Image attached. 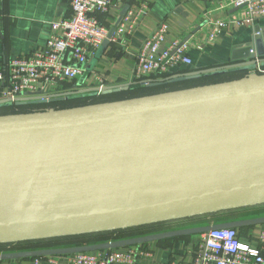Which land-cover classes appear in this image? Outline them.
Instances as JSON below:
<instances>
[{
  "label": "crops",
  "instance_id": "0c3cea01",
  "mask_svg": "<svg viewBox=\"0 0 264 264\" xmlns=\"http://www.w3.org/2000/svg\"><path fill=\"white\" fill-rule=\"evenodd\" d=\"M218 1L221 0H115L110 11L98 15L110 30L116 25L124 7L128 6L110 44L94 62L91 58L87 69L89 66L92 69L77 80L70 81L64 91L136 81L137 53L163 22L168 29L161 50L193 34L188 50L192 64L175 67L169 73L239 63L250 60L253 54L258 59L264 58V17L258 18L252 25H224L213 42L205 41L207 37L197 29L224 16L216 9ZM144 8L146 12L142 13ZM70 14V0H0V69L10 59L44 47L52 24ZM259 67L258 64L252 72L260 73ZM252 72L249 70L245 76L252 75ZM160 74L155 72L148 79L162 78ZM75 81L76 88L71 86ZM136 116L142 120L145 141L142 152L144 147L149 146L150 152H144L142 157L132 155L126 160V154L119 147L132 145L131 138H127V132H124L125 125ZM121 131L123 135L119 140L117 133ZM154 133H157V139L164 134L163 144L154 143V138L149 140ZM101 136L106 142L101 141ZM86 143L87 148H78V145L85 146ZM81 152H85V157L81 162L73 163ZM35 160L40 165L35 173L31 199L43 200L51 193L56 195L52 204L38 215L13 207L25 188ZM143 161L145 164L141 168L139 182L134 183L141 189H134L133 178L128 176L132 174L133 165ZM126 164L131 166L129 170H124ZM118 168L122 170L120 180ZM257 176L264 178V92L116 115L76 126L5 130L0 131V224L123 210L264 183V180L256 181ZM48 177L53 179L52 184L47 182ZM163 180L165 182H160ZM142 182L145 185H140ZM127 187H130L131 197ZM153 195H158L159 199ZM262 216L264 210L256 216L242 219ZM227 221L234 220L216 222L211 217H205L189 226L154 232L119 233L107 239L97 237L96 242L80 245ZM238 230L241 241L258 247V236L264 231V224ZM202 241L203 234H191L134 246L145 252L139 257L138 264H189ZM62 247L71 246L68 243H40L31 249ZM10 249L4 251L12 252ZM32 262L33 258L0 260V264ZM40 264L73 263L65 254L43 256Z\"/></svg>",
  "mask_w": 264,
  "mask_h": 264
},
{
  "label": "water",
  "instance_id": "95a60500",
  "mask_svg": "<svg viewBox=\"0 0 264 264\" xmlns=\"http://www.w3.org/2000/svg\"><path fill=\"white\" fill-rule=\"evenodd\" d=\"M127 8L128 6H125L122 10L119 20L116 25L110 29L108 37L97 49L92 62H94L95 59L99 57L110 44L116 26L125 15ZM258 64L260 67H264V58L258 59L256 55L253 54L251 55L250 60L176 73L165 78L149 79L145 82V84L147 86L154 87L167 83H176L223 74L229 71L242 69L253 70L258 67ZM91 69L92 66H89L88 71ZM140 82L143 83L144 81ZM140 82L131 81L116 85L81 87L75 90L58 93L31 94L18 97L16 99H0V108L11 107L13 105L26 106L54 103L83 95H110L127 91L133 85L139 84ZM259 92H264V73H255L253 75L229 81L180 88L155 94L123 98L70 108L4 114L0 115V131L76 126L84 123L101 121L116 115L135 114L154 109L172 108ZM39 165L40 162L38 160L33 162L25 188L13 204V207L16 210L23 211L24 209H27L34 215H38L40 211L49 207L55 200L56 195L54 193L49 194L43 200L31 199L30 192L33 189L35 183V173ZM46 180L48 183H53V179L50 177ZM259 205H264V183L172 199L123 210L73 215L62 218L35 220L22 223L0 224V244H16L29 241L115 232L156 223L215 214L224 211L245 209ZM258 224H264V216L210 223L204 226L170 230L162 233L108 241L104 243L5 252L0 253V260L117 249L165 238L191 234H203L216 228L239 229Z\"/></svg>",
  "mask_w": 264,
  "mask_h": 264
},
{
  "label": "built area",
  "instance_id": "2783aa9c",
  "mask_svg": "<svg viewBox=\"0 0 264 264\" xmlns=\"http://www.w3.org/2000/svg\"><path fill=\"white\" fill-rule=\"evenodd\" d=\"M114 3L115 0H70L71 14L52 24L44 47L10 59L0 69V99L63 92L65 83L85 75L91 58L110 31L98 15L110 11ZM145 8L142 13L146 12ZM216 9L224 16L197 29L207 37L204 38L207 43L216 39L224 25H252L264 17V0H221ZM167 29L164 22L160 23L143 43L136 57V80L147 82L155 72L167 73L175 67L192 64L188 50L193 34L161 50ZM258 242V247H252L241 241L236 228L211 229L203 233V241L189 264H264V231L259 234ZM144 253L128 246L76 252L68 257L73 264H138ZM41 258L34 257L32 264H40Z\"/></svg>",
  "mask_w": 264,
  "mask_h": 264
},
{
  "label": "rangeland",
  "instance_id": "374dc122",
  "mask_svg": "<svg viewBox=\"0 0 264 264\" xmlns=\"http://www.w3.org/2000/svg\"><path fill=\"white\" fill-rule=\"evenodd\" d=\"M251 72H252V70H251ZM258 72L264 73V67H262L261 70H259ZM243 74L244 73H230V74H225L223 76H216V77H212V78L203 79V80H200L198 82L184 83V84H180V85H177V86L155 87V89H149V90H143V91H133V92H130V93H125V94H120V95L110 96V97L98 96L96 98H86V99H81V100H76V101H69V102H64V103H56V104H51V105L33 106V107L27 106V107L13 108V109H5V110H0V115L12 114V113H22V112H28V111L30 112V111L56 110V109H62V108H70V107H73V106L75 107L77 105L82 106V105H87V104L100 103L102 101L104 102V100H107V99H114L115 98L116 100H118V99H123V98H126V97H130V96L149 95V94H151V92L160 93V92H165L167 90H172V89L177 88V87H181L182 88V87H187V86H190V85L191 86L204 85V84H208V83H217V82L229 81V80L237 79L239 76H242ZM253 74H255V73L252 72V75ZM243 77H246V76L244 75ZM136 81H138V80H136ZM141 126H142V120H141V117L138 118V116L132 118V120H130V122L125 125V132L124 133L127 132V134H126L127 138L128 137L131 138L132 145H130V146H121L120 145L119 149L124 154H126V155H124L126 157V160L129 159V157L132 156V155H139L140 157H142V156L145 155V153L148 154L150 152V146L148 148L144 147V151L142 152V145L144 144L145 141L143 140L144 139L143 138L144 135H142V127ZM121 135H123V131H121V133L120 132L117 133V137H118L119 140H120ZM156 136H157V133H154L153 135H151L149 137V140H152L151 138H154V143L160 142L161 144H163L162 143L163 142L162 138L164 137V134H163V137L160 136V139H157ZM124 138H125V136H124ZM101 141L102 142H106L104 140L103 136H101ZM165 141L168 142L169 140H165ZM149 142H151V141H149ZM87 145H88V143L85 144L86 147L84 145H78V148L85 149V148H87ZM102 146H103V144H102ZM120 150H119V154H120V157H121L122 153H121ZM102 151H103V148L101 147L100 152H102ZM84 154H85V152H81L80 155L76 156V160L73 161V163L77 164V161L81 162V159L85 157ZM79 157H81V158H79ZM97 163H99V158H98ZM144 164H145V162L143 161L139 165H137V164L133 165V167L131 169L132 170L131 171L132 174H130V176H128V178L129 177L133 178V184L139 182V177H140V174H141V171H142L141 168H142V166H144ZM130 167H131L130 165L126 164L125 167H124V170H129ZM118 171H119L118 177H119V180H120L121 175H122V170L120 171V168H118ZM255 180L256 181L264 180V178H260V176H257L255 178ZM160 182H165V180L160 181ZM140 185H145V182H142ZM135 187H138V186L134 184L133 188L135 189ZM129 188L130 187L126 188L129 191L128 194L130 193ZM166 188L175 189L176 187L175 186H166ZM138 189H141V188L138 187ZM118 190H119V188H118ZM131 190H133V189L131 188ZM133 192H134V190H133ZM135 194H136V192L133 193L132 196L135 197ZM153 196L155 198H157L158 195H153ZM130 197H131V195H130ZM157 199H159V198H157ZM190 223H191L190 219L177 220V221L175 220V222H163V223H159V224H156V225H153V226H145V227L135 228L134 230H131V231H128V232H130V234H132L134 232H138V233L154 232L156 230H161V229H164V228H175L177 226H189ZM122 234H124V233H122ZM75 241H78V242H76V244L80 245V244H86V243H93V242H96L97 240L95 238H81V240L79 239V240H75ZM69 242H71L70 239H56V240L53 241V243L59 244V245L63 244V243H69ZM24 245H27L29 247V245H32V243L31 244H24ZM9 247L12 248V249H10V250H12V252L14 250L18 249V248H20V249L24 248V246H22V245L14 247V248L12 246H9ZM2 251H4V249L0 248V253Z\"/></svg>",
  "mask_w": 264,
  "mask_h": 264
},
{
  "label": "trees",
  "instance_id": "16d2710c",
  "mask_svg": "<svg viewBox=\"0 0 264 264\" xmlns=\"http://www.w3.org/2000/svg\"><path fill=\"white\" fill-rule=\"evenodd\" d=\"M187 71H192V70L190 68H187L185 70L180 71V73L181 72H187ZM248 71L249 70H246V69L237 70V71H229V72H226V73H223V74H217V75H213V76L202 77V78H199V79L186 80V81L176 82V83H167V84H163V85H160V86H154V87L147 86L145 84V82L141 83L140 82L141 80H138L140 82L139 84H135L129 90L122 91L120 93H115V94H110V95H103V94H99V95H83V96H78V97H75V98L67 99L65 101H58V102H54V103L38 104V105H26V106H15V105H13L11 107L0 108V110L13 109V108H19V107H27V106L33 107V106L51 105V104L64 103V102H69V101H76V100H81V99H86V98H96L98 96L110 97V96H116V95H120V94L130 93V92H133V91H143V90L155 89V87L177 86V85L184 84V83L198 82V81L203 80V79L212 78V77H216V76H223L225 74H230V73H244L242 76L238 77V78H241L246 73H248ZM176 73H178V72H176ZM170 75H172V73H169V72L168 73H161L160 77L165 78V77H168ZM152 79H159V78H152ZM70 84H71L70 81L65 83L64 84V90L67 88V85L69 86ZM208 84H211V83H208ZM71 86H74L76 88L77 87L76 81L73 82ZM194 86H198V85H194ZM187 87H192V86L190 85V86H187ZM180 88L181 87H177V88H174L172 90L180 89ZM182 88H186V87H182ZM167 91H170V90H167ZM151 94H155V93L151 92ZM131 97H136V96H130V97H126V98H131ZM112 100H116V99L115 98L114 99H107V100H104V102L105 101H112ZM77 106H79V105H77ZM261 210H264V205H259V206L245 208V209H239V210L224 211V212H219V213H215V214L202 215V216H196V217H191V218H186V219H179V220L190 219L191 220L190 224H192L194 222H197L201 218H205V217H209V218L211 217V219H215L216 222H218V220H239V219H242V218L248 217V216L249 217L250 216H256V215H258L260 213ZM168 222H175V220L174 221H168ZM156 224H159V223H156ZM156 224H151V225H146V226H153V225H156ZM140 227H145V226H140ZM140 227H136V228H140ZM242 228H245V227H242ZM134 229L135 228H130V229L120 230V231H115V232H104V233H98V234H88V235L64 237V238H57V239H70L71 242L68 243L69 246H75V244L77 242V241H73L75 239H81V238H95V239H98L97 237H100V238L102 237L103 239L104 238L107 239L108 236H113V235L119 234V233L122 234V233L126 232V234H130V232H128V231H131V230H134ZM239 229H241V228H239ZM238 233H239V230H238ZM239 236H240V234H239ZM172 238H175V237H172ZM54 240H56V239L29 241V242H22V243H16V244H13V243H11V244H0V248H3L4 250H8L10 248L9 246H12L14 248V247L22 245V246H24L25 249L24 248H22V249L18 248L16 250H18V251L23 250L24 251V250H27V249H31V248L35 247L36 245H38L40 243H53ZM31 243H32V245H29V247L27 245H24V244H31ZM77 245L78 244H76V246ZM31 250H36V249H31ZM32 258L34 259V257H32Z\"/></svg>",
  "mask_w": 264,
  "mask_h": 264
}]
</instances>
